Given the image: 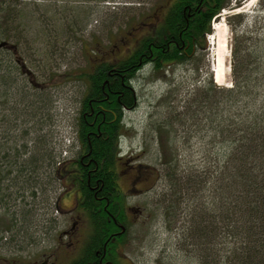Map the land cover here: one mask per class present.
<instances>
[{"label": "rangeland", "instance_id": "rangeland-1", "mask_svg": "<svg viewBox=\"0 0 264 264\" xmlns=\"http://www.w3.org/2000/svg\"><path fill=\"white\" fill-rule=\"evenodd\" d=\"M11 2L15 3L13 6L17 14V25L23 29L27 39L26 44L22 40L17 43L20 44L21 55L27 60V64L30 67L35 66L38 70V75L34 78L35 84L33 83L34 86L37 83L38 87H31L23 76L25 88L22 90L21 100L19 99L16 106L2 105L7 111L0 118H4L9 110H13L12 112L23 120L21 131H27V128L32 127L36 122L43 121V128L38 130L36 126L34 135L49 133L46 138H51L53 143H56V151L59 155L57 160L65 157L71 160L77 156L79 147L76 126L85 84L75 77H69V81L61 78L50 81L48 90H45V78L40 76V69L48 68L56 73H68L85 69L88 64L87 58L92 55L109 62L125 58L128 55L126 47L134 46L143 37L157 32L156 27L164 23V16L174 0H91L89 2L12 0ZM245 2L246 0H230L229 6L212 20V31L207 35L206 45L198 48L187 61L166 65L159 70L148 64L136 73L133 86L137 104L123 113L121 153L117 165L124 171L129 166L141 164L148 166L154 173L150 175L151 180L147 190L135 191L128 197L130 204L138 206L144 212V216L136 217L132 224V230L127 237L129 243L122 248L121 253V256L125 255L129 261L121 264H201L196 250L191 249L183 239V232L188 229L192 217V214L185 210L186 205L192 203L194 199L199 200L200 197L201 201L207 203L210 199V105L207 99L202 98L200 89L208 85L211 77L215 82L212 72L214 53L217 49V41L220 39L218 35H222L214 29L215 26L225 28L227 43L225 82L223 85L215 83L228 91L232 90L236 83L241 85V92L226 103L225 113L227 120L229 119L228 123L231 124V120H234L241 128L245 123L244 120H247L264 129V0H258L252 9L239 10ZM74 3L83 5L90 10V13L87 16L82 12L79 20L77 19L79 23L73 27L75 31L71 32L69 29L63 32L56 46L55 36L57 38V33L62 32L56 31V27L65 23L68 19L66 7ZM40 89L45 91L40 94L38 91ZM39 94L42 95V98H38L43 100L41 104H38V100L35 103L34 97ZM192 97L193 100L201 97L203 102L199 101V104L193 107L192 100L189 103ZM13 98L14 96L11 100ZM50 98L54 100L53 109L50 108ZM52 113L54 126L47 119ZM15 114L11 115V118H14ZM53 129H55L54 133ZM27 135L30 137L33 133L29 132ZM218 141L219 139L212 143V145L217 144L212 149L215 154H211V157L218 158L211 167L214 178H217V173L223 170L225 154L230 157L235 147L231 138L224 147H221ZM14 144V141H10L8 146L14 147ZM35 149L32 153L37 156L47 154L45 149ZM64 150H68L67 155H64ZM172 150L178 156L179 172L198 173L200 182L198 181L197 186L201 190L196 189V193L193 192L192 196H186L184 203L182 202L178 209L177 216L169 213L170 188L164 176L163 164L166 160V152L170 153ZM76 192L70 188L66 191L65 186L55 183L51 199L54 244H59L57 239L61 231L66 228L67 221L70 225L74 219L73 216H64L60 207L62 205L67 209L71 207L77 199ZM37 195L39 198L36 200L39 205L35 206L37 209L34 214L29 216L33 222L44 213L42 208L45 202L42 201V193L38 190ZM57 198L59 200L62 198L59 209L55 203ZM245 199L247 200L240 193L238 201L241 210L236 224L248 229L249 224L252 223H247L244 217ZM91 223L94 227V222ZM241 230L243 231V228ZM39 234L40 240L46 239L44 231ZM228 239L230 246L233 247L248 242V239L240 234L229 233ZM42 250L44 248L38 243V246L27 252L35 254V251L39 253Z\"/></svg>", "mask_w": 264, "mask_h": 264}, {"label": "trees", "instance_id": "trees-1", "mask_svg": "<svg viewBox=\"0 0 264 264\" xmlns=\"http://www.w3.org/2000/svg\"><path fill=\"white\" fill-rule=\"evenodd\" d=\"M11 1H7L4 11L3 31L13 41L22 40L26 44V35L20 25H17L15 3ZM229 2L230 0H174L164 16V23L155 34H149L142 39L136 52L129 59L114 63L92 55L87 58V67L83 70L56 73L48 68L40 69V76L45 78V90H48L50 81L61 78L69 81V77H75L84 82L85 90L79 103L76 136L80 148L85 150L87 157L83 162L78 160L77 164L79 168L90 164L91 169L89 172L82 171L83 175H76L71 174L69 168L65 169L67 163L62 166L57 165L59 155L56 151V143H53L51 138H46L49 133L39 135L37 132L38 136L34 135L36 126L38 130L43 128V121L36 122L32 127L27 128V131H21L23 120L11 110L12 113H8V116L0 118V177L18 172L22 176L21 184L26 186L25 192L29 190L30 196L39 198L38 190L39 192L43 190L41 196L46 197L45 193L51 183L48 171L53 160L51 183L53 190L55 183L62 185L63 178L67 175L70 181L78 182L87 197L85 204L82 205L90 209L89 217L94 222L92 245L99 246L105 243L117 224L108 220L105 211L99 214L96 201L102 200L103 204L106 202V197L109 195L105 193L117 177L115 170H107V168L117 166L120 135L124 126L123 113L137 104L133 86L136 73L148 64L159 70L166 65L187 61L198 48L205 45V34L211 33L212 20L220 15L222 9L229 6ZM66 10L68 19L62 23V26L56 27V31H62L60 34L57 33V38L55 36L56 46L63 32L69 29L71 32L75 31L73 27L79 23L77 19L79 20L82 12L87 16L90 13L89 9L77 3L67 6ZM30 68L36 67L32 65ZM37 75L38 70L35 69L33 78H29L33 80V82L29 81L31 87L34 86V78ZM211 78L208 85L200 89L202 98L207 99L210 105V199L207 203L201 201L200 197L199 200L194 199L192 203L186 205L185 210L192 214V217L188 229L183 232V239L191 249L196 250L201 264H264V129L247 120H244L245 126L241 128L234 120L229 124L225 113L226 103L241 92V85L236 83L234 88L228 91ZM34 87H38L37 83ZM38 91L40 94L43 92L41 89ZM40 94L35 95V103L37 100L38 104L43 103L42 99H38L42 98ZM50 100V108L53 109L54 100L51 98ZM6 101L8 100L0 97V117L6 114L7 108L2 106ZM199 101L203 102L201 97L194 100L192 97L189 103L195 107ZM17 102V95H14L9 103L10 107L16 106ZM13 114L15 117L11 118ZM48 116L47 119L54 126V114ZM29 132H32L33 136L28 137ZM52 132L54 133L55 129ZM229 138L233 139L235 147L230 157L225 154L223 170L217 173V178H214L211 167L218 158L211 157V154H215L212 149L217 144L212 145V143L219 139L218 143L224 147ZM10 141L15 143L13 148L8 146ZM35 148L45 149L47 154L37 156L32 153ZM163 164L164 176L170 188L168 202L171 209L168 211L177 216L178 209L186 196H192L193 192L199 190L197 186L198 181L200 182L199 176L194 171L186 174L179 172L178 156L173 150L170 153L166 152V160ZM149 173L152 176L154 171L150 170ZM96 192H99L97 196ZM240 193L247 198L244 217L247 223H252L249 224L248 229L236 224L241 210L238 201ZM124 204L125 199L121 195L119 206L113 210V213L119 214L120 210V213L124 212ZM119 216L118 223L129 225L131 231L133 222L127 223L126 217H122V214ZM229 233L244 235L248 242L245 244L242 242L239 246H230Z\"/></svg>", "mask_w": 264, "mask_h": 264}, {"label": "flooded vegetation", "instance_id": "flooded-vegetation-1", "mask_svg": "<svg viewBox=\"0 0 264 264\" xmlns=\"http://www.w3.org/2000/svg\"><path fill=\"white\" fill-rule=\"evenodd\" d=\"M7 1L0 0V97L10 101L12 96L17 95V101H19L23 89V76L28 81L33 82L29 78H33L35 69L28 67L27 60L21 55L20 44L9 38L3 31L4 11ZM158 28L156 27V30ZM142 39L134 46L126 47L128 55L123 59H129L136 52ZM120 60L114 61V63ZM24 68L26 69L24 70ZM8 101H6V104ZM9 113H11V110ZM85 157H87V154L85 150L81 149L76 157L67 162V165L65 164L67 166H64L65 169L69 168V171H72L71 174L76 175H83L82 173L86 171L89 172L91 169L90 164H85L82 168H79L77 164L78 160L83 162ZM120 168L118 165L115 168H107V170H115L117 177L108 188L109 191L107 190V193H105L109 195L106 197V202L103 204L102 200L96 201L99 214L105 211L109 217L108 220L117 224L115 230L110 232L111 235L105 243L103 242L99 246L92 245L94 227L89 217L91 211L87 206L82 205L85 204L87 197L78 182L70 181L68 175L63 178L65 190L67 191L69 188L76 190L77 199L68 209L64 208L63 205L61 206L62 198L59 203L63 215L73 216L74 219L70 225L67 221L66 228L61 231L57 239L59 244H54V218L51 203L54 191L51 185L53 160L48 171V178L51 183L45 193L46 197H42V201L45 202H42L44 215L38 216L34 222L30 220L28 215L34 214L36 211L37 207L35 206L39 205L37 198L30 196L29 190L28 192L24 191L26 186L24 187L21 184L22 176L18 172L10 176L2 175L0 177V264H121L129 261L128 257L121 256V253L122 248L129 243L127 237H129L130 227L123 222L118 223V217L122 214V217H126V221L129 223L134 222L136 217L142 218L144 216V212L138 206L130 204L128 197H130V193L135 191L147 190L151 179L148 166L133 165L124 171ZM97 194L99 192L95 193L96 196ZM121 195L125 199L124 212L120 213V210L119 214L118 212L117 214L113 213V210L119 206ZM42 231H44L46 239L40 240L39 232ZM38 243L42 245L44 250L29 254L27 251L38 246Z\"/></svg>", "mask_w": 264, "mask_h": 264}, {"label": "bare ground", "instance_id": "bare-ground-1", "mask_svg": "<svg viewBox=\"0 0 264 264\" xmlns=\"http://www.w3.org/2000/svg\"><path fill=\"white\" fill-rule=\"evenodd\" d=\"M258 0H246L244 5L239 10H249L252 9ZM214 29L218 30L220 34V39L217 41V49L214 53V60H213V72L215 73V82L219 85H223L225 82L226 76V67H225V58L227 52V43H226V35H225V28L222 26H215ZM211 42L209 38V43ZM216 42V41H215Z\"/></svg>", "mask_w": 264, "mask_h": 264}]
</instances>
